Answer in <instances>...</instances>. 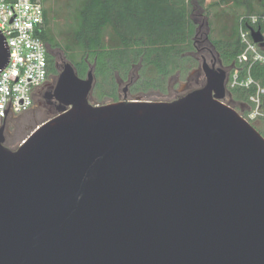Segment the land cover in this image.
I'll use <instances>...</instances> for the list:
<instances>
[{
	"label": "water",
	"instance_id": "95a60500",
	"mask_svg": "<svg viewBox=\"0 0 264 264\" xmlns=\"http://www.w3.org/2000/svg\"><path fill=\"white\" fill-rule=\"evenodd\" d=\"M203 66L177 99L94 105L66 62L60 114L15 149L0 131V264H264V137Z\"/></svg>",
	"mask_w": 264,
	"mask_h": 264
},
{
	"label": "trees",
	"instance_id": "16d2710c",
	"mask_svg": "<svg viewBox=\"0 0 264 264\" xmlns=\"http://www.w3.org/2000/svg\"><path fill=\"white\" fill-rule=\"evenodd\" d=\"M44 2L48 0H43ZM205 0H83L77 8V21L71 29L74 45L80 55L70 57L75 73L84 78L88 64L92 66L93 87L88 97L90 103L106 104L120 100L119 81L129 82V92L146 94L149 89L167 88L170 77L178 72L185 78L188 71L178 69L196 68L195 37L197 24L192 11L202 6ZM244 7L246 14L264 16V0H233ZM240 19V17H239ZM239 19L230 36L211 39L222 65L229 66V80L234 72L240 77L249 74L257 85L264 86V63L259 61L238 62L237 56L243 45L239 38ZM260 25V22L258 23ZM110 29L114 45L104 46L103 32ZM245 28V25H244ZM40 37L55 50L70 46L58 41L51 27L50 8L44 12V27ZM87 60V61H86ZM139 69V71H132ZM52 72L57 73L52 61ZM256 84L248 88L228 84L230 98L239 100L241 110L253 108L249 97L255 93ZM106 95L111 101L99 103L91 97ZM93 94V95H92ZM103 95V96H104ZM165 101L177 99L167 95ZM100 100V99H99ZM228 104L232 106L231 102ZM261 114H264V95L261 96ZM233 107V106H232ZM246 114H242L246 118ZM253 126L264 137V116L256 117ZM248 120H250L247 117ZM251 123L253 122L250 120Z\"/></svg>",
	"mask_w": 264,
	"mask_h": 264
},
{
	"label": "built area",
	"instance_id": "2783aa9c",
	"mask_svg": "<svg viewBox=\"0 0 264 264\" xmlns=\"http://www.w3.org/2000/svg\"><path fill=\"white\" fill-rule=\"evenodd\" d=\"M44 12L43 0H0V33L8 45L9 54V60L0 69L2 120L28 110L33 104L34 91L47 79L48 48L40 37L44 27ZM249 27L259 28L264 41V16L242 15L239 19V38L243 49L237 60L264 63V50L252 40ZM228 84L231 87L248 88L256 83L249 74L240 77L236 70ZM262 95L264 86L256 84L255 93L249 97L253 105L249 119L261 114Z\"/></svg>",
	"mask_w": 264,
	"mask_h": 264
},
{
	"label": "rangeland",
	"instance_id": "374dc122",
	"mask_svg": "<svg viewBox=\"0 0 264 264\" xmlns=\"http://www.w3.org/2000/svg\"><path fill=\"white\" fill-rule=\"evenodd\" d=\"M83 0H48L45 2L46 9L50 8V18H51V27L53 30V33L56 35L58 41H60L62 44H67L70 46V50L66 53H64L63 49H58L56 52L62 54L63 59L65 60V63H71V56L73 57L80 55V50L77 49V47L74 45L73 40L71 38V29L75 26L77 21V8L79 7L80 3ZM246 14V11L244 10V7L241 5H236L233 0H205L204 4L202 6H198L192 11V19L195 20V23L199 27V34L196 36L195 41V47L197 50V56L199 57L198 62L199 64L204 62L206 65H210L209 59L205 57L202 59L201 54H204L206 52L205 43L202 42V39L204 37V34H207L209 39H218V38H224L227 36H230L233 28L237 25L239 17ZM103 40H104V46L107 48L110 45H114V43L111 40V32L109 28H106L103 32ZM213 54L216 56L217 59H219L218 53L213 49ZM224 69H228V66L223 67ZM59 70H62V67H59ZM175 74H173L172 79L168 80L166 84L167 88V94L166 89L163 90L160 93L159 89H149L147 90L146 94H132L129 92V82L127 81H119L118 85V95L120 99H126L131 100L135 98L136 96H139L142 100L147 101H165L167 99L168 94H176V93H182L184 89L180 88L181 84H185V78L180 77H174ZM186 77V76H185ZM202 78V75H201ZM191 88L197 87L193 79L189 82ZM187 84V83H186ZM185 84V85H186ZM92 91V90H91ZM227 91L228 85H227ZM92 94L91 97L92 101H99V103H106L111 101L106 95H101L100 98L97 97V93ZM225 98V101H230L234 109L240 114H246L245 109L241 110L242 108L240 105L242 103L239 100H234L230 97V93ZM91 94V92H90ZM100 99V100H99ZM247 110L249 111L246 114V117H249L248 115L251 113V110H249V107L246 106ZM243 116V115H242ZM264 114H258L254 116V118L250 120L257 119L256 117H263ZM50 118H52L50 116ZM47 116L45 118H42L38 120L37 123H33L30 127L23 126L21 130L19 131V136L17 138V142L20 143L21 140L26 138L32 130L36 127V125H40L42 122H45L46 120L50 119ZM248 120L250 123L251 121ZM8 123V122H7ZM255 121H253L251 124L253 125ZM25 127V128H24ZM10 149H15L16 147H13L12 144H8L6 146Z\"/></svg>",
	"mask_w": 264,
	"mask_h": 264
},
{
	"label": "flooded vegetation",
	"instance_id": "af4514ba",
	"mask_svg": "<svg viewBox=\"0 0 264 264\" xmlns=\"http://www.w3.org/2000/svg\"><path fill=\"white\" fill-rule=\"evenodd\" d=\"M193 21L195 22V20H193ZM199 27H201V26H197L196 36L200 32ZM200 34H201V32H200ZM195 41H196V39H195ZM202 42H204L206 44L204 47L206 49V52L204 54H201L200 56L203 59L206 55V57L209 59L210 65H207V66H209V68H211L212 70H215V71L218 70L219 68L224 69L223 67H225V66L222 65L221 60L217 59L216 56L213 54L214 47H213L211 40L209 39L207 34H204ZM47 48H48V51H47V70H48L47 79L41 86L36 88V90L34 91L32 106L28 110L24 111L23 113H20V114L15 115V116H10L4 120L0 119V131L2 132L3 144L5 146H8V144H12L13 147H16L21 143V142L20 143L17 142V138L19 136V131L21 130V128L23 126L30 127L31 125H33V123H37L38 120L45 118L46 116L48 118H50V116L52 118H54L60 114V109L63 107V103L61 101H59V99L57 98L56 82H57V78H58L59 73L64 68L65 60L63 59V56H62V54L59 53V51H58V53L55 52V50H52V48H50L48 45H47ZM196 54H197V50H195L194 55L197 58V60H199L198 59L199 57ZM52 61L54 62L55 68L57 70L56 74H54L52 72ZM87 64H88V70L87 71H89V70L92 71V66L90 65L89 61H87ZM204 64H205L204 62L202 64H199V62H198V65L196 68H190L189 67L187 70L186 69L176 70V71H188V73L185 77V80H186L185 84L186 83L187 84L186 85L185 84L180 85L181 89H184L186 86L187 87L185 90L182 91V93H179V94L176 93L175 94V95H178L177 98L183 96L184 94H186L187 92H189L191 90L201 88L205 85V75H204V66H203ZM59 67H62L61 71L59 70ZM72 67H73V65H72ZM73 69H74V67H73ZM224 70L227 72V76L229 77L230 67L228 66V69L227 70L224 69ZM74 71H75V69H74ZM132 71H139V69H134ZM201 75H202V78H201ZM175 76L180 77V74L178 72H176L174 77ZM172 77L173 76H171L169 80H171ZM191 79H193V81L195 82L197 87L191 88V86L189 85L190 84L189 82ZM227 85H228V82H227ZM227 92L228 91H226V95H225L223 101L228 104V102L225 101V98L227 96ZM228 94H229V92H228ZM228 97H230V95ZM52 118H50V119H52ZM36 126H38V125H36Z\"/></svg>",
	"mask_w": 264,
	"mask_h": 264
}]
</instances>
